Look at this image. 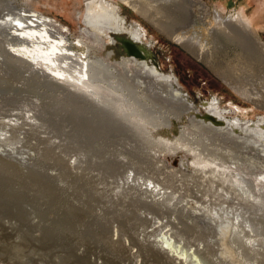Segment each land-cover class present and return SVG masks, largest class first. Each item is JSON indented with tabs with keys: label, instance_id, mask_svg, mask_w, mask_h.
<instances>
[{
	"label": "rangeland",
	"instance_id": "obj_1",
	"mask_svg": "<svg viewBox=\"0 0 264 264\" xmlns=\"http://www.w3.org/2000/svg\"><path fill=\"white\" fill-rule=\"evenodd\" d=\"M10 1L15 8H21V11L29 9L53 16L60 22V26L68 28L66 38L69 47L74 48L73 53L79 63L84 62L85 58L83 59V49L74 44L77 38L83 37L95 44L96 38L104 37V46L98 45L99 43L93 46L96 49H92L91 54L101 57L103 62L109 59L119 65L101 68L97 76L100 89L97 90L99 96L96 99L83 93L81 89L70 87V83H63V87L49 83L45 68H41L39 72L35 65L31 67L28 62L12 57L6 50L10 47L8 38L10 42L14 40L9 37L8 32L14 30L12 22L19 16L10 8L9 16L6 15L3 10L8 7L0 3V135L3 136L0 143L19 154L36 155L39 159L33 165H37V168L59 169L57 177H44L41 173L28 170L31 167L26 168L16 163L9 167L11 160L0 156V174L5 177L0 184V191L4 192L11 187L18 190L15 211L9 204L0 203V264H37L32 259H25L27 231L31 229V233L41 232L45 225L52 226L54 232L56 227L57 234L64 230L63 224L48 220V216L55 214V210L51 212L50 200L47 199L51 194L48 183L54 185L57 192L64 194L60 185L64 182L67 170L100 169L99 171L105 172L92 178L94 184L105 176L112 179L114 176L109 173L121 171L122 167L130 168L129 166L137 168L145 178L158 179L156 182L160 186H168L167 201L171 200L173 212L183 218V222L174 227L175 235L182 237L183 247L190 252L194 250L202 264H264V209L260 208H264V133L255 131V127H259L256 121L264 115V54L260 53L257 46L243 40L242 35L227 37L220 35L219 30L214 31L213 35H206L195 29L191 33L193 37L205 44V48L199 53L200 57H197L153 26L149 19L133 7L121 0H111L118 3L119 11L128 24L134 22L144 30L146 37L142 44L147 46H141L147 52L145 60L149 59V63H153L161 71L173 73L177 84L188 93L195 108L191 107V102L185 97L190 107L178 112V104L166 99V88L151 83L148 77L143 76L141 66L131 61L134 58L131 59V55L125 51L120 39L128 38V33L110 31L108 36L106 31L98 34L93 29L86 34L82 33L87 25L84 20L85 0ZM132 2L152 17L166 23L172 21L179 26L176 20L182 16V12L177 0ZM210 6L219 8L221 14H225L228 9L241 10L252 21L249 32L264 45V0H197L193 5L194 14L204 16ZM154 11L159 13L156 15ZM84 50L89 51L86 47ZM125 58L130 60L125 62ZM185 60H191L192 64H186ZM195 62L203 65L206 71L199 70V65ZM193 64L196 68L192 69ZM212 96L219 99V106L224 108L225 119L238 116L248 121L251 128L232 136L225 132H214L200 122L190 120L205 112V107L203 111L199 103ZM160 135L168 137L177 145L174 151H169L168 144L159 140ZM192 148L197 149L199 155H195ZM104 153L109 156L103 155ZM74 156L76 163L70 166L69 161ZM108 157H111V163ZM202 157L213 158L216 164H230L232 169L240 170L239 175L242 174L240 176L243 180L253 182L254 187L263 184L260 189L255 187L260 194V202L243 200L241 203L247 215L256 217L254 224L257 231L253 234L246 232L242 236L241 233V237L237 238L230 225L227 227L220 219L224 216H216L214 213L219 209L223 214L220 208L236 204L233 193L237 189L234 188V181V187L229 184L233 178H229L231 172L228 169V176L217 171V168L211 173L209 168L214 166L196 162V159ZM183 158L185 162H189L184 167L179 162ZM222 184L230 187L228 192H223L226 190H222ZM41 193L44 195L41 196ZM217 195L222 196L221 199ZM121 203L126 211L127 204ZM256 207L260 209L256 210ZM28 210L30 214H41L39 224H28L30 227L26 224ZM129 215L126 213L127 219L124 221L102 223V229L115 228L122 235L133 236L136 226L144 222L135 220L138 222L135 224ZM9 218L12 223H9ZM112 218L108 219L113 220ZM221 221L225 231L220 230ZM55 240L56 235L51 232L48 241L40 248L51 251L60 248L63 251V246L55 243ZM74 247L75 243L71 241L69 252L72 255ZM60 249H56V252ZM45 260L48 264L46 258Z\"/></svg>",
	"mask_w": 264,
	"mask_h": 264
},
{
	"label": "bare ground",
	"instance_id": "obj_2",
	"mask_svg": "<svg viewBox=\"0 0 264 264\" xmlns=\"http://www.w3.org/2000/svg\"><path fill=\"white\" fill-rule=\"evenodd\" d=\"M121 1H123L130 7H133L136 11H138L144 17L149 19L154 24L153 26H156V28H158L160 31L167 34L168 37L175 39L184 48L189 50L197 57H200L199 53L202 51V49L205 48V44L204 42L200 41V39H196L193 37L191 33L192 30L195 29L199 30L202 33H205L206 35L210 33H212V35L215 34L214 31L216 30L220 31L219 33L220 35L223 34L227 37L233 36L234 38L235 36L236 38L238 35H242L244 37L243 40L246 39L247 42L253 43V45L257 46L260 53L264 54V45L261 44L262 42H260V40L257 39L248 30V28L252 27V21L241 10L235 11L228 9L225 12V14H221L219 8L215 6H210L208 8V12L204 14V16H199V15H195L193 10V5L197 2V0H177V2L179 3L178 8L181 10L182 16L176 20V22H178L179 25L176 26L172 21L166 23L161 19L155 18V16L152 17L150 14L143 12L144 11L143 8H141L138 4L137 5L134 4L132 0H121ZM0 3H3L8 7V9H6L4 12L6 13V15L9 16V8H10L16 13V15L19 16V18L16 19H14L13 17L14 21L12 22V24H14V30L8 32L9 37L15 40V41L12 40V42L9 41L10 47L9 49L6 48V50L9 52V54L12 55V57L14 56L18 59L25 60L30 65H32L31 67L35 65V67L38 68L39 71L41 70V68H45V72L47 70V73L49 75L48 76L49 78H47V81L49 83L58 85L60 87L64 86L63 83H70L69 84L71 85L70 87L73 86L77 89H81L83 93L86 92L90 94L93 99L94 98L96 99V97L99 96L97 90L100 89V85L97 83V76L101 68L105 69L119 65V63L110 62L109 59H106L107 61L103 62L101 57L94 56L91 54L92 49H96L93 48V46L95 47V45H97L98 43H99L98 45L104 46V43L106 42L104 37L96 38L95 44H93L92 42L89 43V41L83 37L77 38V42L74 44L78 45L80 49H83L84 51L83 59L85 58L84 62L79 63L78 59L75 57V53H73L74 48L72 49L71 47H69L70 45L67 41V38L64 37L63 34L61 33L63 31L60 29V25L58 23L52 22L50 18H45L46 17L45 14L38 16L34 12L28 13L27 11H29V9L21 11V8H15V5L12 4L10 0H0ZM119 9L120 7L118 3H115L111 0H85L84 20L87 22V25L85 28H83L82 33L86 34L90 29H93V31H97L98 34L106 31V33L109 34L108 36H110V31H114L116 33L117 32L128 33L129 36L128 38H124V37L120 38L121 42L123 43L122 46L124 47L125 51L128 54L130 53L142 54L141 57L130 54L131 59L134 58L131 61H134L136 64L141 66L140 68H142V71L144 73L143 76L148 77L151 83H155L157 87L164 86L166 88L167 96L165 97L170 102L178 104L179 106L177 107L178 112H180L181 110L188 109L190 107V103H187L185 99L186 91L184 92V90L177 84L175 75L171 72L161 71L157 68V66L152 65L153 63L152 64L149 63V59L145 60L144 56H146L147 52L145 53L141 46V44L143 43L146 37L144 30L141 29V27L134 22L132 23L130 22L128 24L126 22L125 16L121 15ZM158 13L159 12L154 11V14L157 15ZM34 14H35V18L38 21H40L39 24L41 26L31 23V22H35V19L32 20L31 18V16ZM4 19L6 20V17H4ZM28 19H31L30 20L31 22L27 21ZM7 21H9V18H7ZM182 21L184 22L181 23ZM50 28L52 30H50ZM50 32H52V34H50ZM214 39L215 38H213V40ZM135 43H140V45H137ZM142 45L147 46V44H142ZM83 47L84 48L86 47V49L88 48L89 51L86 52ZM107 55L108 53L106 54V56ZM86 56H88V59H86ZM147 57L148 56H146V58ZM128 60H130V58L124 59L125 62H127ZM160 96L163 95L160 94ZM214 97L215 96H212L209 100L203 102V106L205 107V112L203 114H199L198 118L194 117L195 119L191 118L190 120L200 122L205 128L207 127L209 130H212L214 132H221V133L225 132L227 135H232V136L240 135L242 131L244 130L247 131L248 128H251L248 125L249 124L248 121L243 120L238 116H235L233 119H225L224 117L225 113L223 111L224 108H221L219 106L217 97H216L217 100L214 99ZM256 122H258L257 124H259V127L258 126L255 127L257 128L255 131L260 134H263L264 115L260 117ZM1 137L3 136L0 135V138ZM160 137L161 138L159 140L162 139L164 143L168 144V146L170 147L169 151H174L177 145L174 144V142L171 141L166 136L160 135ZM0 150L9 152L7 150V147H5L1 143H0ZM191 150L195 151V155H199L197 149L192 148ZM9 162H10L9 167L10 166L13 167V165H15L13 162L11 161ZM179 162H180V166L182 167H184L185 164L188 165L189 163V162H185L184 158L183 160L179 159ZM196 162L200 164L204 162L203 164L204 166H206L207 164L208 165L211 164L212 166H214L213 168L209 166L210 167L209 171L211 173H213L214 168H217V171L220 170L223 174L225 173V176L229 175L228 171L231 172L229 178L230 179L233 178V179H231V182H229V184L233 185V187L235 184L234 188L237 189V191L236 192L234 191L235 193H233L235 194L233 195L234 198L237 200V201L234 200L236 204L228 207L227 206L228 204L225 205L223 203L225 205V208L223 207L220 209L223 210L224 215L219 212V209L217 210L215 209L216 211H214V213H216V216L217 215L220 217L224 216L223 219L220 217L218 218H220L223 222H225L227 224V227L228 225H230L231 230H233L237 238L241 237L240 235L241 233L243 236L244 234H246V232H248L249 234H253L254 231H257V226H255L254 224L255 221L254 219H256V217H254V215L252 214L247 215L241 203H243V200L244 201L252 200V201H256V203L258 201L260 202L259 199L260 194L255 190V187H257V189H260L261 187H263L262 186L263 184L254 187L253 182H249L248 180H243V178L240 176L242 174L239 175L240 170L236 168L232 169L230 164H224V165L216 164L213 158L207 159L202 157L201 159H196ZM203 165L202 167H204ZM226 169H228V171ZM225 170L227 172H224ZM220 175L221 174H219L218 176ZM4 178H5L4 175L0 174V184L2 183ZM152 183L154 188L155 186L158 187L157 193H163L164 195L169 194L168 186L162 183H161L162 185L160 186L158 182L154 183L153 181ZM222 186L223 189L222 188L221 189L226 190L223 192L229 191L230 187L228 188L227 187L228 185L224 186L222 184ZM6 191L4 192L0 191V203L9 204V207H11L13 211H15L16 210L15 206L18 203L16 200L17 199L16 194L18 193V190L11 187L9 188V190ZM167 197L168 196L165 197L166 201H167ZM221 197L222 196H220L219 198L221 199ZM163 198L164 197H162L161 200H163ZM260 208L262 210L264 209L262 207ZM260 208L256 207L255 209L257 210ZM212 215L215 216V214ZM218 218L216 217V219ZM222 221L220 222L222 224L220 230L225 231L224 223H222ZM168 247L169 250L171 251V254L175 255L174 256L175 259H178L180 261L181 258H183L185 260V264H202L199 258L197 257L196 253L194 252V250H192L191 252L187 249L178 250L177 246L174 243L168 245ZM186 256L188 257V259L186 258Z\"/></svg>",
	"mask_w": 264,
	"mask_h": 264
},
{
	"label": "built area",
	"instance_id": "obj_3",
	"mask_svg": "<svg viewBox=\"0 0 264 264\" xmlns=\"http://www.w3.org/2000/svg\"><path fill=\"white\" fill-rule=\"evenodd\" d=\"M27 12H34L38 16L42 15L32 10ZM35 14L31 16L35 22H31V19L27 21L40 25ZM45 18L60 23L53 16H46ZM60 29L63 31L61 32L63 36L67 37L68 28L60 26ZM50 30L52 29L50 28ZM2 40H4L3 35ZM45 76L46 79L49 78L47 73ZM185 96L194 109V104L189 99L187 92H185ZM202 105L203 102H200L199 107L204 111ZM5 147L9 152L0 150V156L8 157L14 164L26 168L31 167L28 170L41 173L44 177H57L59 175L58 168L45 170V168H37V165H33L39 159L33 153L19 154L15 150L9 149V146ZM107 154L104 153L103 155L109 156ZM75 157H71L70 166L76 163ZM108 159L111 163V157ZM27 160L29 161L27 162ZM129 167H122L121 171L109 173L114 176L112 179L105 176L98 179L94 184L92 178L99 176L100 173L105 174V172L99 171L100 169L79 170L73 168L67 170L64 182L60 185L64 189V194L57 192L55 186L48 183L51 193L47 198L50 200L49 207L52 213L55 210V214L48 216V220L63 224L64 230L57 234L56 227L54 232L50 225H45L44 228L41 226L43 231L37 233H31V229L28 230L25 234L26 261L32 259L37 264H47L46 258L48 264H185L183 258L180 261L175 259V255L171 254L168 247L174 243L178 250L186 249L183 247L182 237L175 235L174 232V227L177 223L183 222V218L173 212L171 200H165L169 194L157 193L158 187H153L152 181L156 183V180L159 181L158 179L145 178L137 168ZM37 178L41 179L39 175ZM39 181L37 180V182ZM85 190L87 194H85ZM43 195L44 193H41V196ZM162 197H164L163 200H161ZM121 202L127 204L125 205L128 206L126 211ZM118 204L121 206L119 207ZM57 207H60L58 208L59 211ZM28 212L27 225L31 223L36 225L41 222L40 213L30 214V210ZM126 213L130 214V220L133 223H138L135 220L144 222V224L136 226L133 236L122 235L115 228L111 230L102 229V223L126 220ZM109 217H113V220L108 219ZM9 223H12L10 218ZM51 232L56 235L55 243L63 246V251L56 248L60 249L57 253L56 249L51 251L40 248L48 241ZM71 241L75 243L73 255L69 252ZM30 242L32 244H29ZM186 258L188 259L187 256Z\"/></svg>",
	"mask_w": 264,
	"mask_h": 264
},
{
	"label": "trees",
	"instance_id": "obj_4",
	"mask_svg": "<svg viewBox=\"0 0 264 264\" xmlns=\"http://www.w3.org/2000/svg\"><path fill=\"white\" fill-rule=\"evenodd\" d=\"M188 57H189L190 59L194 60V59L191 58L190 56H188ZM194 61H195V60H194ZM184 62H186V64H188V63H189V64H192L191 60H185ZM195 63L199 65V67H198L199 70H200V69H201V70H205V68H204L203 65H201V64L198 63V62H195ZM193 65H194V66H191L192 69H193V68H196L195 64H193ZM183 68H184V69H187V67H184V66H183ZM205 71H206V70H205ZM226 96H227V95H226Z\"/></svg>",
	"mask_w": 264,
	"mask_h": 264
},
{
	"label": "water",
	"instance_id": "obj_5",
	"mask_svg": "<svg viewBox=\"0 0 264 264\" xmlns=\"http://www.w3.org/2000/svg\"><path fill=\"white\" fill-rule=\"evenodd\" d=\"M176 43V42H175ZM178 44V43H177ZM182 47V46H181ZM130 54H133L134 56H138V57H141L142 56V54L141 53H139V54H135V53H130Z\"/></svg>",
	"mask_w": 264,
	"mask_h": 264
},
{
	"label": "crops",
	"instance_id": "obj_6",
	"mask_svg": "<svg viewBox=\"0 0 264 264\" xmlns=\"http://www.w3.org/2000/svg\"><path fill=\"white\" fill-rule=\"evenodd\" d=\"M217 77H219V79L222 80L220 76H217Z\"/></svg>",
	"mask_w": 264,
	"mask_h": 264
}]
</instances>
